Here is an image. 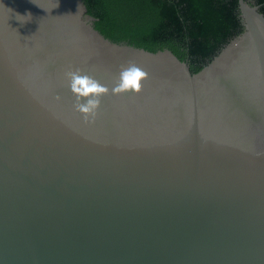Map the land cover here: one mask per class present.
Segmentation results:
<instances>
[{"label": "water", "instance_id": "1", "mask_svg": "<svg viewBox=\"0 0 264 264\" xmlns=\"http://www.w3.org/2000/svg\"><path fill=\"white\" fill-rule=\"evenodd\" d=\"M237 9L192 72L83 0H0V264H264V14ZM130 64L141 91L112 94ZM77 69L109 89L88 122Z\"/></svg>", "mask_w": 264, "mask_h": 264}, {"label": "trees", "instance_id": "2", "mask_svg": "<svg viewBox=\"0 0 264 264\" xmlns=\"http://www.w3.org/2000/svg\"><path fill=\"white\" fill-rule=\"evenodd\" d=\"M95 29L116 43L167 48L199 71L241 32L237 0H83ZM264 14V0H252Z\"/></svg>", "mask_w": 264, "mask_h": 264}, {"label": "clouds", "instance_id": "3", "mask_svg": "<svg viewBox=\"0 0 264 264\" xmlns=\"http://www.w3.org/2000/svg\"><path fill=\"white\" fill-rule=\"evenodd\" d=\"M147 73L135 64L122 68L118 84L111 89L112 94L125 92L139 93L141 81L147 78ZM70 81V89L76 99L75 108L83 115L86 122L94 119L101 105V98L109 89L93 77L81 74L80 70L66 72ZM59 99V97H57Z\"/></svg>", "mask_w": 264, "mask_h": 264}]
</instances>
